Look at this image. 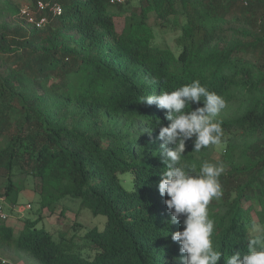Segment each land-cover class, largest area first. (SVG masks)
I'll list each match as a JSON object with an SVG mask.
<instances>
[{
    "label": "trees",
    "instance_id": "1",
    "mask_svg": "<svg viewBox=\"0 0 264 264\" xmlns=\"http://www.w3.org/2000/svg\"><path fill=\"white\" fill-rule=\"evenodd\" d=\"M26 1L43 27L20 15L23 5L0 0V188L8 213L21 191L14 176L32 178L39 215L17 234L0 220V252L33 264H180L170 234L182 223L167 224L168 197L157 189L156 123L170 122L139 100L199 80L223 97L222 110H235L216 119L226 139L221 160L212 159L214 145L195 152L189 140L182 162L194 173L205 161L222 168L223 195L208 205L218 264L233 250L246 253L251 225L264 227V0ZM38 1L61 14L38 11ZM153 27L178 32L176 53L155 43ZM67 200L103 219L102 228L37 227L43 210L66 214Z\"/></svg>",
    "mask_w": 264,
    "mask_h": 264
},
{
    "label": "clouds",
    "instance_id": "2",
    "mask_svg": "<svg viewBox=\"0 0 264 264\" xmlns=\"http://www.w3.org/2000/svg\"><path fill=\"white\" fill-rule=\"evenodd\" d=\"M201 101L203 106L188 110L191 104ZM139 102L166 110L164 118L170 122L167 126L156 123L157 138L163 141L160 157L164 165L157 189L161 197H168L164 200L170 216L167 224L182 223V230L170 234L179 245L180 264H218L223 253L213 245L215 221L210 218L208 205L223 195L219 182L222 168L205 161L194 173L182 159L189 140L193 141L195 152L220 144L223 130L215 118L226 102L199 80L171 92L141 96ZM250 231L255 235L247 242V252L233 250L224 259L225 264H264V227L253 224Z\"/></svg>",
    "mask_w": 264,
    "mask_h": 264
},
{
    "label": "rangeland",
    "instance_id": "3",
    "mask_svg": "<svg viewBox=\"0 0 264 264\" xmlns=\"http://www.w3.org/2000/svg\"><path fill=\"white\" fill-rule=\"evenodd\" d=\"M13 2L23 6L27 4L26 0H13ZM112 9L110 8V11ZM149 24L154 26L152 20L149 21ZM122 25V18H116L117 30H120ZM153 30L156 35V44H159L161 46L166 45L174 53L177 52V49L174 44V39L178 35L177 31H172V29L160 30L155 27H153ZM234 110L235 107L233 106L226 107L224 110H221V112L217 115L215 119H220L223 116L228 117L234 113ZM225 146L226 139L221 140L220 144L214 145L211 154L212 159L214 161H219L222 159ZM121 177V183L125 188L128 189V178L126 177H129V175L124 174ZM0 182L2 183V185H4V182L1 178ZM13 182L15 186L21 188V191L18 195L16 206H12L8 203V214L10 221L7 224L12 226L15 234H17L21 229L23 220H34L39 215L37 212V201L39 197L37 193V187L35 186V181L32 178L17 174L16 176H14ZM27 205H30V209H27ZM63 205L66 207V214H64L62 217L58 216V211L50 214L46 210H43L40 214L41 221L37 224V227L43 226L44 229L50 231L53 234H57V232L65 230L69 234L72 232V224L77 222L80 227H82L79 232L80 235H83L87 230L91 228H102L103 219L94 218L87 211L80 210L77 203L67 200L63 203ZM87 254L91 253L88 252ZM0 259L4 260L5 264H33V262L30 261L26 255L14 253L12 250H9V252H0Z\"/></svg>",
    "mask_w": 264,
    "mask_h": 264
},
{
    "label": "built area",
    "instance_id": "4",
    "mask_svg": "<svg viewBox=\"0 0 264 264\" xmlns=\"http://www.w3.org/2000/svg\"><path fill=\"white\" fill-rule=\"evenodd\" d=\"M135 2L137 0H110L109 3L111 5H119V4H123L124 2ZM244 3H246L245 0H243ZM36 8L38 11H43L47 8H49V12H51V14L53 16H58L61 14V7L58 4H52L51 6H48L47 4L38 1L36 4ZM34 12H32L28 6H24L20 9V15L24 18H26V20L32 24H34L37 28H41L46 24V19L45 18H40L38 20L35 19V17L33 16ZM4 195H3V190L0 188V220L1 221H6L9 218V214L5 211L4 209ZM30 208V205H27V209ZM21 212V211H20ZM0 261L2 263H5L4 260Z\"/></svg>",
    "mask_w": 264,
    "mask_h": 264
}]
</instances>
